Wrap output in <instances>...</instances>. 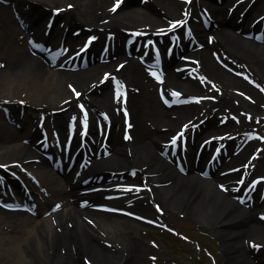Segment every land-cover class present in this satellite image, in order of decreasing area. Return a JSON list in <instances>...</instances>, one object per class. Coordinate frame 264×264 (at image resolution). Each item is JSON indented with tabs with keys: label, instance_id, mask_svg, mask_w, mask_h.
I'll return each instance as SVG.
<instances>
[{
	"label": "bare ground",
	"instance_id": "1",
	"mask_svg": "<svg viewBox=\"0 0 264 264\" xmlns=\"http://www.w3.org/2000/svg\"><path fill=\"white\" fill-rule=\"evenodd\" d=\"M44 1L49 2L45 7L27 8L26 0H11V6H5L3 10L5 15L0 17V100L26 99L31 102L30 107L48 98L54 104L65 102V110L55 115V124L64 139L68 124H77L72 123V118L75 117V122L78 120L83 105L89 119V142L83 144L75 132L70 144L73 146L71 153L78 150L77 159L84 165L81 170L84 175L74 181L71 175L62 177L56 174L44 155L45 142L36 137L37 131L32 133L28 142H23L33 129L28 116L31 117L32 112L26 116L27 125L22 131L0 120V163L15 165L39 194H48L55 201L37 203V217L20 209L7 210L0 204V264H88L91 255L96 264H147L144 257L149 249L147 245L132 239L123 243L115 239L118 235L104 220L114 213L87 205L89 199L101 201L105 198L103 193L118 190L117 185L122 181L108 179L107 170L130 167L140 169L138 177H142L147 186L152 185L154 199L161 197L175 209L183 208L210 221L214 232L224 241L221 246L227 256L225 264H254L251 252L239 244L233 228L240 225L244 232L259 237L258 242L264 243V222L253 213L257 209L264 210V201L246 209L232 198L237 193L231 188L227 192L218 188V182L229 183L236 173L216 174L210 180L203 179L198 172L204 167L209 153L207 148L201 151L198 159L196 157L197 163L194 160L199 145L209 136L221 134L222 128L236 132L251 123L242 119L236 123L227 118V113L237 110L231 100L232 91L245 96L247 102H242L250 108L258 110L264 105V94L236 74V70L244 68L248 62L264 72V43L245 36L246 32L258 33L263 28L264 0L251 3L250 0H231L230 3L138 0L132 1L130 7L123 6L126 0H119L116 11L112 9L118 0ZM248 4V9L240 15ZM71 5L76 7L79 15L70 10ZM10 9L32 16L33 23L42 17L46 19L43 23L52 21L56 26L50 37L52 40L65 29H72L83 21L93 23L98 43L117 49L114 52L110 49V55L102 59L92 50L79 53L80 58L86 59L83 64L77 56H71L83 46L79 45V36L70 31L62 40L70 57L63 63L46 61L29 48L30 36L27 38L18 28ZM54 9L59 12L55 13ZM239 16L241 21H237ZM180 21L190 25L193 37L189 41L198 48L192 54L181 53L185 57L182 62H177V56L167 60L169 69L165 70V80L153 78L138 61L125 55L122 44L135 37L131 35L132 29L141 27L151 34L158 27ZM208 25L211 28L208 29ZM38 35L37 31L33 34L36 41L40 39ZM139 38L135 37L136 40ZM112 40L115 45L110 43ZM143 48L135 45L132 51L143 53ZM194 59L197 63L191 64ZM115 81L123 86L119 100L117 92L111 90ZM211 82H216L224 94L214 100L197 101L217 92ZM159 88L188 99L167 108L158 98ZM100 89L105 91L102 93ZM77 92L79 97L75 94ZM12 107L11 112L15 111L17 104ZM4 115L0 105V117ZM195 122L198 126L194 125ZM227 124L230 126H225ZM124 131L130 133V142L122 137ZM203 132H207L206 135L198 138ZM169 135H177L180 145L181 141L187 142L184 153L189 169L186 174L181 173L182 176L177 175L176 166L162 154ZM214 138L212 142H215ZM249 145L231 157L230 166L240 164L247 157L253 149ZM85 159L88 161L84 163ZM225 164L224 168L228 162ZM258 164L264 165V156ZM100 173H104V178H99ZM3 192L1 195L5 196ZM67 195L70 198L67 199ZM127 198L123 195L116 200L123 202ZM133 202V207L149 210L146 193ZM47 209H51L50 215L41 217ZM87 220L104 236L96 234ZM108 236L113 239L106 241L103 238ZM22 247L32 253L33 258L29 259ZM63 252L68 255L61 260L59 255ZM260 256L264 258L262 251ZM258 264H264V260Z\"/></svg>",
	"mask_w": 264,
	"mask_h": 264
},
{
	"label": "rangeland",
	"instance_id": "2",
	"mask_svg": "<svg viewBox=\"0 0 264 264\" xmlns=\"http://www.w3.org/2000/svg\"><path fill=\"white\" fill-rule=\"evenodd\" d=\"M9 1L11 0H0V17L5 15L3 14V10L5 6H9V7L11 6L12 3H10ZM124 1L125 0H123V2ZM132 1L138 2V0H126L125 4L124 5L122 4V5L130 7L132 4ZM214 1L218 3V0H214ZM47 3L49 4V2L44 1V0H26L24 4L28 8L30 6L45 7L46 5H48ZM228 3H230V1ZM248 7L245 8L241 12V14H243L245 10L248 9ZM70 10H73L76 15H79L74 5L70 6ZM13 13L14 11L12 12V9H10V15L12 17H14ZM30 19L32 20V17H30ZM43 20H44V17L40 18L38 21L34 22V25H37L38 23L41 24ZM237 21H239V19H237ZM88 22H90V20ZM15 23L17 24L18 28L22 30L21 21L19 20L18 22L19 24L17 22ZM73 28L77 30L79 29L78 30L80 34L79 43L80 42L83 43L85 41V37L87 34L95 35L96 33L94 32L95 27L93 23L88 24L84 21L82 22L81 25H77L76 27H73ZM138 29L140 30L137 32L136 35L137 36L139 34H142V35L136 41L133 40L135 41L133 45H138V46H143V47H145V45L147 44L146 42L148 40L150 41V43L147 44V46L150 45L152 47L153 38L160 39L161 42L164 44H166L165 42L172 40L176 36H181V39H183L182 36L187 33L189 34V31H190L189 28L185 26H181L180 28L170 31L171 29L170 25L167 27H158L155 29L156 31L152 32V34L146 31H142L145 29L141 27H139ZM176 31H179V32H176ZM247 34L248 33H245V36ZM160 35L162 37H160ZM246 37L252 38L253 35L252 33L251 34L249 33ZM257 40L260 43H264V32L261 34L260 38ZM27 45H28V42H27ZM42 49H45V48H42ZM138 54L139 53L135 54L131 52L130 54H127V55L125 54V55L127 57L134 58L136 61H139L140 63L142 62L140 59V56L142 54H140V56ZM36 55L48 61L45 54H39L38 52H36ZM144 55H146V53ZM179 59L180 58H178V60ZM245 67H249L250 69V71L248 69L246 70L247 72H249L248 78L246 79L249 81L251 80L259 81L256 86L260 92L261 91L264 92V72H262L261 69H259L256 64L252 65L249 62L245 64ZM156 69H157L156 67H152V71H153L152 76L154 77H156V74L153 75ZM167 69H169L168 66H166V70ZM210 81H214V80H210ZM101 91L103 93V91L105 90H101ZM213 94H216V93H213ZM239 95L240 94L237 95V93L235 92L233 95H231V98H232L231 100L233 104L235 105V107L237 108V110L235 112H230V114L231 113L236 114L237 116L242 118V116H244V113L246 112L251 113L252 111H250L251 109L250 107L246 106L242 102L243 100L247 102L245 100L246 98H244L242 95L240 96ZM158 98H162L161 95L160 97L158 95ZM177 100L178 101L182 100V97L178 96ZM52 101L53 100L48 98V99H45L44 102L42 101L40 104L30 107L31 102L26 99H17V100L2 99L0 100V105L3 111H8L9 109L13 108L12 106L14 104H17V107L14 109L15 111L12 112L13 114L11 113L12 114L11 118L14 117L13 120L16 123V125L10 118H8V120H10L12 123L10 121H7L5 116L0 117V120L3 124L8 125V126H13V127L15 126L14 128H17L16 130H18L17 125L19 123L20 125L26 124L25 115H28L29 112H33V114H35L34 116L31 117L33 119H36V117H39L40 114L43 112L47 115V117L50 120V126H48V130L53 135L52 130H54L56 126L55 115L64 111L65 102L54 104V103H51ZM163 105L165 106V104ZM254 111L255 109H253V113ZM262 112H260L261 114L259 115H262ZM31 121L32 119L30 120V122ZM222 129H220V131H222ZM259 132L264 133V123L261 127H259ZM206 133L207 132L200 133L199 136H202L204 134L206 135ZM121 135H122V132H121ZM263 138H264V134H263ZM245 139L247 140L257 139L258 140V136L253 132H247ZM242 145H243L242 142H231L230 144L225 145L224 156L232 154ZM260 157L261 156H259L258 154L253 156L252 159L249 160L247 164L245 165V169L247 170L249 166L253 170H258V174H263L264 165H262V168H261V166L257 164V160L253 161L254 159H259ZM215 163L216 161L211 162L209 164V169L213 168ZM1 165L3 167L8 164L1 163ZM173 166L175 167L174 163H173ZM176 168L178 169V172H179V173L177 172V175L182 176L183 170H180L177 166ZM15 169L16 168L13 167L11 170L16 171L17 169L16 170ZM261 191L262 190H258L259 193ZM262 197L264 198V190L262 191ZM156 200L158 204L162 206V210L164 211V213L160 216L163 219V221H165V223H162L163 225H153V224L150 225L148 222H145V220L143 221L142 219H140L139 217L135 215H132L131 213L114 211L115 212L114 214L107 216V218L104 219L107 221V224L110 225L114 229L116 235H118V237H114V238L118 239L122 243L123 241L127 239H132L136 242H141V243H144V245H147L149 249L144 255L147 264H225L226 263L227 261L226 253L222 249L224 241H222L221 238L219 239V237H217V234L214 232V230L211 227L210 221L205 220L206 217H201V216L199 217L195 215L194 213H192L191 211H186L183 208L175 209L173 206L168 205L167 202H165L161 197H157ZM235 201L237 202V199H235ZM256 214H257V211H255L254 215ZM88 222L90 224L91 221H88ZM1 224L2 222L0 221V226ZM90 226L94 228V231L96 232V234L101 235V236L103 235L98 230L96 225L90 224ZM102 228L105 229L104 226H102ZM233 230H235L237 233V237H238L237 240L239 244H241V246L243 245L246 246L247 250L251 252L252 257H253L252 260L254 264H258L261 260H264V258H262L259 255L260 251H262V253L264 254L262 250L264 249V247L260 249L259 247H255L254 245H249L248 243L250 239L260 240L259 237L254 236L253 234L247 231L244 232V228H241L240 225L234 227ZM103 238L106 241L113 239V237L111 238L110 236L103 237ZM22 249L25 251V255L29 259L33 258L32 253H29L27 249H25L24 247H22ZM65 254H66L65 252H63V254L61 253V255H59V258L61 260L66 258L68 254L66 255ZM88 257L91 258V261L94 264L97 263L93 255L88 256Z\"/></svg>",
	"mask_w": 264,
	"mask_h": 264
},
{
	"label": "snow or ice",
	"instance_id": "3",
	"mask_svg": "<svg viewBox=\"0 0 264 264\" xmlns=\"http://www.w3.org/2000/svg\"><path fill=\"white\" fill-rule=\"evenodd\" d=\"M188 2L190 3L191 0H188ZM118 7H119V0H118V2H117L116 6L112 9V11H116V9H117ZM184 23H186V21H185ZM178 26H180V23H179V22H177V23H173V24L171 25V29H170V31L176 29ZM153 75H155V73H153ZM157 79H159V76H157ZM122 87H123V86L121 85V88H122ZM73 91H75V90H73ZM75 94H76L77 97H79V95H80L78 92L75 93ZM122 95H123V93H122L120 90H118V91H117V99L119 100V99L121 98ZM172 95H173L174 97H178L180 94H179V93H172ZM80 107H81V110L83 111V105H81ZM125 115H127V112H125ZM73 119L75 120V117H74ZM83 126H84V128H85V130H86V129H87V126H88V114H87L86 111L84 112V116H83ZM180 135L183 136V133H181ZM128 138H129V137H126V139H128ZM176 142H177V140H176V139H173L172 143H173V144H176ZM241 183H243V181H241ZM254 186H255V185L252 186L253 189H254Z\"/></svg>",
	"mask_w": 264,
	"mask_h": 264
}]
</instances>
